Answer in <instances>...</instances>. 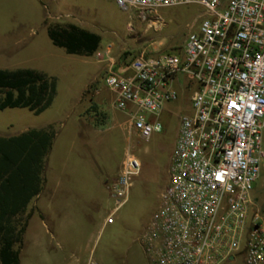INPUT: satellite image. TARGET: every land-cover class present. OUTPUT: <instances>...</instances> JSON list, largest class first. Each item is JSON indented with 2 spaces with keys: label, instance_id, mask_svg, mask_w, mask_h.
Returning <instances> with one entry per match:
<instances>
[{
  "label": "rangeland",
  "instance_id": "rangeland-1",
  "mask_svg": "<svg viewBox=\"0 0 264 264\" xmlns=\"http://www.w3.org/2000/svg\"><path fill=\"white\" fill-rule=\"evenodd\" d=\"M198 3L166 7L141 17L114 0H0V69L33 68L56 78V95L41 113L26 107L0 110V135L52 125L55 136L45 166L46 185L23 236L19 264H152L142 234L168 183L170 155L180 117L191 113L197 82L179 75L178 98L157 117L162 130L145 140L130 130L128 111L114 105L96 53H67L52 43L49 24L73 23L100 36L116 60L141 52H180L206 16ZM189 82V87L183 86ZM106 118L97 123L96 113ZM148 120L153 115H146ZM264 148V131H263ZM130 152L141 163L126 197L115 208L108 183ZM264 163V161H263ZM264 184L262 169L257 185ZM58 200L68 205L59 209ZM45 203L43 217L38 207ZM45 205V206H46Z\"/></svg>",
  "mask_w": 264,
  "mask_h": 264
},
{
  "label": "built area",
  "instance_id": "built-area-1",
  "mask_svg": "<svg viewBox=\"0 0 264 264\" xmlns=\"http://www.w3.org/2000/svg\"><path fill=\"white\" fill-rule=\"evenodd\" d=\"M114 1L143 18L187 3L206 14L180 52H141L119 65L110 45L96 52L107 62L103 78L114 105L128 111L130 130L145 140L162 130L157 117L177 100L178 76L197 82L191 113L180 117L168 183L142 234L150 262L264 264V184L257 185L264 169V0ZM140 167L128 152L107 185L116 204L107 222Z\"/></svg>",
  "mask_w": 264,
  "mask_h": 264
},
{
  "label": "trees",
  "instance_id": "trees-1",
  "mask_svg": "<svg viewBox=\"0 0 264 264\" xmlns=\"http://www.w3.org/2000/svg\"><path fill=\"white\" fill-rule=\"evenodd\" d=\"M52 43L69 54L91 56L99 49L100 36L73 23L49 24ZM175 52L159 50L158 53ZM124 60H118V65ZM56 95V78L33 68L0 69V110L26 107L38 114ZM96 113L97 123L105 120ZM55 130L52 125L30 128L17 135H0V264H19L30 214L27 207L42 190L44 167Z\"/></svg>",
  "mask_w": 264,
  "mask_h": 264
},
{
  "label": "crops",
  "instance_id": "crops-1",
  "mask_svg": "<svg viewBox=\"0 0 264 264\" xmlns=\"http://www.w3.org/2000/svg\"><path fill=\"white\" fill-rule=\"evenodd\" d=\"M98 61L99 62H101L102 64H103V72H104V69L106 68V65H107V62L106 61H101V60H99L98 59ZM177 84H178V82H176L175 84H174V87H175V89H176V86H177ZM39 128V127H38ZM48 157V156H47ZM46 162H47V159H46V161H45V166H46ZM44 171H45V167H44ZM45 185H46V178H45V174H44V183H43V187H42V190H41V192L36 196V197H34L32 200H31V202L32 201H35L34 202V205H33V207L32 208H36L37 206H38V201H39V199H40V197H41V193H43V191H44V188H45ZM112 195V194H111ZM31 202L29 203V205H28V207H27V213H29L30 214V217H29V219H28V223H27V226H26V230H25V233L27 232V230H28V227H29V224H30V220H31V218H32V216H33V210H32V208L30 209V204H31ZM41 205V207H38V213H39V215H41V217H43V215L45 214V209H44V207H47V205L45 204V203H41L40 204ZM46 205V206H45ZM68 205V203H67V201H65V200H58V202H57V204H56V207L58 208L59 207V209H61V208H63V206H67ZM25 233H24V235H25Z\"/></svg>",
  "mask_w": 264,
  "mask_h": 264
}]
</instances>
